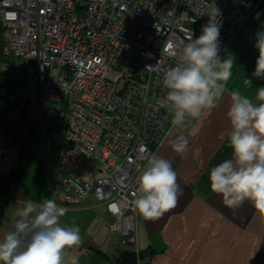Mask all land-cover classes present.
<instances>
[{
	"label": "built area",
	"instance_id": "built-area-1",
	"mask_svg": "<svg viewBox=\"0 0 264 264\" xmlns=\"http://www.w3.org/2000/svg\"><path fill=\"white\" fill-rule=\"evenodd\" d=\"M262 1L0 0V52L10 59L0 60V175L12 169L37 117L40 152L49 148L45 134L58 141L60 177L48 187L58 203L75 207L91 196L105 207L117 248L133 251L136 263L148 260L136 244L142 216L132 193L173 127L157 103L168 91L164 75L188 37L201 35L209 5L220 12V54ZM11 64L18 75L5 81Z\"/></svg>",
	"mask_w": 264,
	"mask_h": 264
},
{
	"label": "crops",
	"instance_id": "crops-1",
	"mask_svg": "<svg viewBox=\"0 0 264 264\" xmlns=\"http://www.w3.org/2000/svg\"><path fill=\"white\" fill-rule=\"evenodd\" d=\"M259 6L241 23L219 54L221 59L231 56L234 66L226 92L216 107L205 109L198 119L189 118L184 125L171 127L154 153L173 162L183 194L177 206L161 218L138 217L136 244L149 258H140L136 264H264V217L248 201L232 209L224 205L221 196L197 186L213 157L229 144V93L238 90L254 99L257 89L264 87V78L252 76L259 56L256 34L264 31V7ZM246 78L252 80L251 88L244 84ZM181 135L189 141L186 155L172 148L171 142ZM22 144L29 152L24 140ZM197 148L199 155L195 154ZM29 163L30 160L21 165L27 168ZM26 168L15 170L20 174L19 179L0 188V239L13 229L16 212L23 207L21 201L42 203L54 199V191L48 188L52 182H48L46 174L42 171L34 176ZM67 209L60 223L78 226L82 236L78 247L66 250L67 264L71 256L77 257L78 264H120L115 258L120 249L103 222L107 218L105 207L89 196L80 205ZM82 246L87 248L86 252Z\"/></svg>",
	"mask_w": 264,
	"mask_h": 264
},
{
	"label": "clouds",
	"instance_id": "clouds-1",
	"mask_svg": "<svg viewBox=\"0 0 264 264\" xmlns=\"http://www.w3.org/2000/svg\"><path fill=\"white\" fill-rule=\"evenodd\" d=\"M202 14L209 16L208 23L198 38L193 39V34L188 37L190 42L182 48L178 64L164 75L167 94L157 101L171 113L173 126H182L189 118L198 119L205 109L216 107L233 75L234 59L219 56V9L211 4ZM255 47L259 56L252 76L264 78V31L256 34ZM244 84L251 88L252 80L246 78ZM229 95L228 140L232 158L211 169L210 190L221 196L225 206L237 209L248 201L264 217V87L257 89L254 99L238 90ZM171 144L178 154L189 152V141L183 135ZM199 153L200 149H195V154ZM172 163L155 154L147 158L138 188L132 193V206L145 220L161 218L177 206L183 194ZM21 203L23 207L16 212L13 229L0 239V264H67L66 250L82 243L78 226L60 223L68 209L54 199ZM69 259L70 264H78L77 257Z\"/></svg>",
	"mask_w": 264,
	"mask_h": 264
},
{
	"label": "rangeland",
	"instance_id": "rangeland-1",
	"mask_svg": "<svg viewBox=\"0 0 264 264\" xmlns=\"http://www.w3.org/2000/svg\"><path fill=\"white\" fill-rule=\"evenodd\" d=\"M262 7H264V1H262V3L259 6L260 9ZM133 22H134V25H132V27L129 31L130 35H132V36L135 35V33L138 29L136 24H138L140 22V18L134 17ZM1 35H2V33H1ZM0 60L10 61V59L6 56H3L1 54V52H0ZM13 65L14 64H11L10 66L13 67ZM38 125H39V121H38L37 117L31 118L27 132L25 133L24 146L28 148V150L31 154L30 163H29L28 167L26 168L25 166H22L17 159L13 163L12 169L24 171V169L26 168V170L28 169V174H30V173L35 174L34 176L40 174L43 171L47 176L46 178L48 179V182L50 183V182L56 181V180H54L56 177H60V173H58L56 171L57 168H60V166L58 165V160H57V156L59 154V151L57 149L58 148V141L54 136L50 135L49 133L45 134L44 135L45 138H48V140H49V148L44 147V152L41 153L40 152L41 142H40V134H39ZM22 142L23 141L21 140L20 144ZM20 144H19V146H20ZM3 179L5 180V178H3ZM29 183H30L29 185H31L32 181H30ZM0 188H2V187H0ZM54 200L57 202L58 205L62 206L61 204L58 203V201L55 197V193H54ZM31 201L35 202L34 200H31ZM63 207L67 208V206H63Z\"/></svg>",
	"mask_w": 264,
	"mask_h": 264
},
{
	"label": "trees",
	"instance_id": "trees-1",
	"mask_svg": "<svg viewBox=\"0 0 264 264\" xmlns=\"http://www.w3.org/2000/svg\"><path fill=\"white\" fill-rule=\"evenodd\" d=\"M0 45H1V27H0ZM16 75H18L17 73V68L15 66H9L6 74L4 75V80L5 81H9V79L14 78ZM14 133H18V129H13ZM31 154L30 152H28L24 147L23 144L21 143L18 149V153H17V159L20 162V164H28L29 160H30ZM10 173L6 174V175H0V187H3L5 183H11V182H16L19 177L20 174L15 171L14 169H11L9 171ZM8 175V176H7ZM5 178V180L3 179ZM17 219V217H16ZM15 219V220H16ZM143 253L140 250L139 252V256H141ZM116 260L118 263L120 264H136V259L137 256L133 251L127 250V249H123V250H119L117 255H116Z\"/></svg>",
	"mask_w": 264,
	"mask_h": 264
},
{
	"label": "water",
	"instance_id": "water-1",
	"mask_svg": "<svg viewBox=\"0 0 264 264\" xmlns=\"http://www.w3.org/2000/svg\"><path fill=\"white\" fill-rule=\"evenodd\" d=\"M232 157V149L230 147V144H225L222 149L219 151V153L213 157L212 161L210 162L208 168L202 175V179L198 182L197 186L202 191H207L210 189V184L208 180V176L210 174L211 169L222 160L230 159Z\"/></svg>",
	"mask_w": 264,
	"mask_h": 264
}]
</instances>
